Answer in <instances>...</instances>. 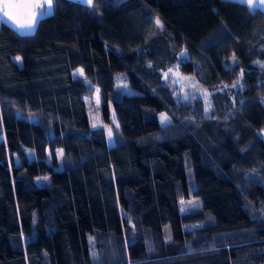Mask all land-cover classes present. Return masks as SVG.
Here are the masks:
<instances>
[{
	"label": "trees",
	"instance_id": "trees-1",
	"mask_svg": "<svg viewBox=\"0 0 264 264\" xmlns=\"http://www.w3.org/2000/svg\"><path fill=\"white\" fill-rule=\"evenodd\" d=\"M263 131L260 9L53 0L34 35L2 24L0 264H264Z\"/></svg>",
	"mask_w": 264,
	"mask_h": 264
},
{
	"label": "rangeland",
	"instance_id": "rangeland-1",
	"mask_svg": "<svg viewBox=\"0 0 264 264\" xmlns=\"http://www.w3.org/2000/svg\"><path fill=\"white\" fill-rule=\"evenodd\" d=\"M79 70H81V68L76 69L74 71V75L76 77L83 78L85 83L90 84V82L85 79L84 73L83 75L79 74ZM171 74H173L177 85L181 87V89H183L184 91L187 90L190 93L199 95L203 99L208 100V97L206 96V94L203 93V91H200L199 86L191 79H188L189 77L178 74L177 72H171ZM115 79H116L118 88L128 87L127 77L125 75L117 74ZM101 100L102 99H101V94H100L99 89L95 90L92 98H87L90 125L92 129L104 128L107 132L108 143L110 145H113L114 144L113 130H114V126L117 125V120L114 115V109L111 108V120H112L111 123L107 125L103 122L102 116H101V108H100ZM17 115L19 117L27 118L28 120L33 121V122H36L38 120L37 116L32 115V114H23L22 112H17ZM169 123H170V120L167 118V116H164L163 114H161V124L167 125ZM109 130H111V135H109ZM262 137L264 138V131L262 133ZM26 152L30 160L35 159V153L33 150H26ZM61 152L62 150L58 151V153H61ZM49 161H50V158H49ZM36 183L37 185L41 187L48 186L50 185V176L37 178ZM182 205H183V213H187L190 211L189 204H182Z\"/></svg>",
	"mask_w": 264,
	"mask_h": 264
},
{
	"label": "snow or ice",
	"instance_id": "snow-or-ice-1",
	"mask_svg": "<svg viewBox=\"0 0 264 264\" xmlns=\"http://www.w3.org/2000/svg\"><path fill=\"white\" fill-rule=\"evenodd\" d=\"M84 2L90 5L92 0H84ZM240 2L252 11L261 7L260 0H255V3L253 0H240ZM52 11L53 0H0V12L3 13V16L0 17V23L11 22L17 31L32 32L39 20L50 15ZM156 23L159 24L160 21L157 20ZM79 74L83 75L82 69L79 70ZM109 135H111V130H109ZM58 154L63 155L62 152Z\"/></svg>",
	"mask_w": 264,
	"mask_h": 264
},
{
	"label": "crops",
	"instance_id": "crops-1",
	"mask_svg": "<svg viewBox=\"0 0 264 264\" xmlns=\"http://www.w3.org/2000/svg\"><path fill=\"white\" fill-rule=\"evenodd\" d=\"M71 1H75V2H78V3L84 4V5H87V4H85L84 0H71ZM233 1L240 2V0H233ZM260 2H261V7L256 8V9H260V10L264 11V0H260ZM253 3H255V0H253ZM37 11H39V10H37ZM52 14H53V11H52V13H51L50 15H47V16L42 17V18L39 20L38 24L36 25L35 30L32 31V32H27V31H17V30L12 26L11 22L0 23V29H1L2 24H6V25L9 26L13 31H15L16 33H18V34H20V35L31 36V35H34V34H35V32H36V30H37V27H38L40 21H41L42 19H44V18H47V17L51 16ZM2 16H3V13L0 12V17H2ZM5 19H6V18H5Z\"/></svg>",
	"mask_w": 264,
	"mask_h": 264
}]
</instances>
